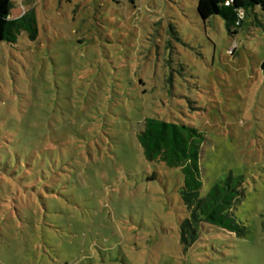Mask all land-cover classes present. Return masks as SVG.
Listing matches in <instances>:
<instances>
[{
    "label": "rangeland",
    "instance_id": "obj_1",
    "mask_svg": "<svg viewBox=\"0 0 264 264\" xmlns=\"http://www.w3.org/2000/svg\"><path fill=\"white\" fill-rule=\"evenodd\" d=\"M14 1L40 33L0 42V264H264V12L231 35L199 0ZM146 118L205 136L202 197L243 178L247 237L181 245L184 176L146 160Z\"/></svg>",
    "mask_w": 264,
    "mask_h": 264
},
{
    "label": "trees",
    "instance_id": "obj_2",
    "mask_svg": "<svg viewBox=\"0 0 264 264\" xmlns=\"http://www.w3.org/2000/svg\"><path fill=\"white\" fill-rule=\"evenodd\" d=\"M15 6L14 0H0V42L16 43L23 32L29 40L36 41L40 33L36 12L24 10L15 17ZM256 9L264 12V0H199L197 5L198 15L204 22L221 17L231 35L238 33L246 17ZM205 140L194 126L160 118H146L138 136L146 160L179 169L184 176L179 193L188 217L180 225V243L186 250L201 239L206 225L240 237L249 234L248 229L235 220L233 212L244 198L242 177L229 175L205 197L201 196L200 159Z\"/></svg>",
    "mask_w": 264,
    "mask_h": 264
},
{
    "label": "built area",
    "instance_id": "obj_3",
    "mask_svg": "<svg viewBox=\"0 0 264 264\" xmlns=\"http://www.w3.org/2000/svg\"><path fill=\"white\" fill-rule=\"evenodd\" d=\"M229 4V3H228Z\"/></svg>",
    "mask_w": 264,
    "mask_h": 264
}]
</instances>
